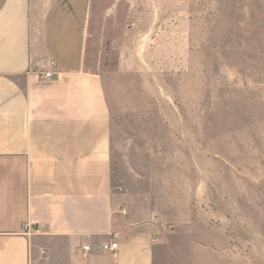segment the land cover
Segmentation results:
<instances>
[{
    "label": "rangeland",
    "instance_id": "1",
    "mask_svg": "<svg viewBox=\"0 0 264 264\" xmlns=\"http://www.w3.org/2000/svg\"><path fill=\"white\" fill-rule=\"evenodd\" d=\"M96 6L89 63L109 97L115 170L156 185L162 212L182 218L172 243L264 264V0Z\"/></svg>",
    "mask_w": 264,
    "mask_h": 264
},
{
    "label": "crops",
    "instance_id": "2",
    "mask_svg": "<svg viewBox=\"0 0 264 264\" xmlns=\"http://www.w3.org/2000/svg\"><path fill=\"white\" fill-rule=\"evenodd\" d=\"M96 12V0H0V264H216L210 247L171 242L182 218L162 212L156 185L115 170L89 63Z\"/></svg>",
    "mask_w": 264,
    "mask_h": 264
},
{
    "label": "built area",
    "instance_id": "3",
    "mask_svg": "<svg viewBox=\"0 0 264 264\" xmlns=\"http://www.w3.org/2000/svg\"><path fill=\"white\" fill-rule=\"evenodd\" d=\"M52 77V73L51 71H46L43 73L42 78L44 79H48ZM27 228V226H26ZM111 239L109 241H107L106 243H103L101 246L102 250H107V251H114L117 249L118 243H117V238H118V234L114 233L111 235ZM86 250L89 249V246H85L84 247Z\"/></svg>",
    "mask_w": 264,
    "mask_h": 264
}]
</instances>
